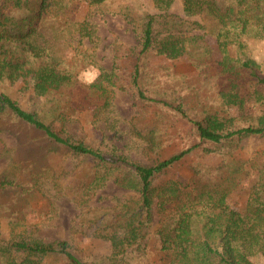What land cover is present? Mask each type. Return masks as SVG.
<instances>
[{"label":"rangeland","instance_id":"1","mask_svg":"<svg viewBox=\"0 0 264 264\" xmlns=\"http://www.w3.org/2000/svg\"><path fill=\"white\" fill-rule=\"evenodd\" d=\"M62 2L65 15L60 20L49 17L40 27L49 38L60 34L55 40L61 61L57 68L69 72L73 80L60 91L38 96L32 90L33 72L28 70L14 82L0 78V93L24 109L39 112L62 136L104 156L120 155L151 165L179 150L191 149L152 176V201L146 213L139 208L140 192L126 185L131 181L126 164L73 153L52 143L11 111L2 110L0 243L21 238L53 244L66 241L68 249L86 264H112V258L121 264H171L170 250L162 248L161 231L170 230L176 201L167 202L157 194L161 185L174 181L183 191L225 194L227 205L243 209L256 179L262 176L264 132L212 143L199 139L188 118L217 112L222 118L233 116L236 125L257 120L256 101L260 99L251 86L260 85L247 70L234 80L241 86V94L250 86V93H244L248 101L243 108L225 105L222 94L234 85L230 79L235 77L239 58L254 59L257 71L264 74V38H248L242 49L230 45L224 55L216 39L215 22L202 14L186 15L182 0H171L166 7L155 0ZM147 12L199 21L202 26L190 33L200 39L188 46L187 54L176 58L153 49L140 52V29ZM77 21L87 22L93 32L90 39L69 35L75 24L62 28ZM135 66L139 70L137 83L133 81ZM92 69H98V77L91 85L83 84L82 76ZM99 78L102 91L91 87ZM138 88L147 99L138 96ZM164 100L179 105L188 117L180 116ZM53 105L65 109L68 117L50 115ZM133 212L141 221L138 236L109 258V232L117 227L115 231L121 234L124 230L117 220L123 213L122 220L128 219ZM4 255L2 264L8 254ZM252 259L254 264H264L262 254ZM41 263L67 264L59 255L43 257Z\"/></svg>","mask_w":264,"mask_h":264},{"label":"trees","instance_id":"2","mask_svg":"<svg viewBox=\"0 0 264 264\" xmlns=\"http://www.w3.org/2000/svg\"><path fill=\"white\" fill-rule=\"evenodd\" d=\"M87 1L90 4H98L103 0ZM170 1L155 0L157 3H163L161 5L165 7ZM182 5L186 15L202 14L215 22L218 26L216 39L224 55H227V47L230 45L242 49L246 39L264 38V0H182ZM64 15L65 5L62 0H0V78L14 82L26 71L32 70V90L35 95L47 96L65 88L63 85L73 79L69 72L57 68L61 61L58 60L60 56L56 54L55 40L60 34L54 33L52 38H49L43 35L40 27L49 17L60 20ZM162 19L165 20L164 24L163 21L161 23ZM73 24L77 26L67 32L69 35L75 38L77 33L81 39H90L93 36L86 21L67 23L62 28L67 29ZM201 26L199 21H189L187 17L147 12L140 29V52L153 49L156 53L170 58L187 54L188 46L194 45L200 39V36L190 33V30ZM162 31L164 33L160 36ZM239 59L238 69L235 70V77L230 79V83L232 84L242 71L247 70L256 85H260L251 86L253 92L258 94L256 99H260L254 100L259 112L257 120L254 123L236 125L233 116L222 118L217 112L204 113L198 119L188 118L199 139L222 143L226 139L264 132V74L257 71L258 64L254 59ZM39 60L42 62L36 65ZM231 69L234 71L235 66ZM138 72V67L135 66L134 83H137ZM100 79L97 80L96 86L91 87L102 91L104 86ZM237 83L234 82V85L222 94L223 102L225 105L238 104L243 108L244 103L248 101L244 93H250V86H246L248 89L245 88L241 94V86H237ZM137 94L140 98L147 99L139 88ZM162 102L180 116H186L179 105L170 104L165 100ZM2 110L11 111L18 119L42 132L52 143L65 146L73 153L87 154L111 164H126L131 174V181L126 185L140 192L139 208L146 213L152 201V176L191 149H182L151 165H143L120 155L118 158L104 156L88 145L73 142L44 121L39 112L22 108L5 93H0V111ZM49 114L68 117L67 111L58 105H53ZM114 180L120 183L119 177ZM157 194L167 202L176 201L173 224L169 231H161L162 248L170 250L171 264H254V256L264 255V169L262 176L256 179L243 209L227 205L225 194L214 196L211 192L205 194L201 190L196 193L183 191L174 181L161 185ZM125 215L121 214L117 220L118 226L124 231L120 234L115 231V227V230L108 234L112 245L109 258L116 256L125 244L138 236L141 223L138 213L133 212L128 219L122 220ZM5 252L8 254L6 264H42L43 257L51 255H59L67 264H86L68 249L66 241L53 244L35 238H21L2 242L0 264L4 261ZM111 260L112 264H121L116 258Z\"/></svg>","mask_w":264,"mask_h":264},{"label":"clouds","instance_id":"3","mask_svg":"<svg viewBox=\"0 0 264 264\" xmlns=\"http://www.w3.org/2000/svg\"><path fill=\"white\" fill-rule=\"evenodd\" d=\"M98 75H99L98 69H92L90 73H86L84 76H82L81 82L85 85H91L98 77Z\"/></svg>","mask_w":264,"mask_h":264}]
</instances>
